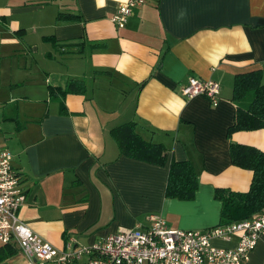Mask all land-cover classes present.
Here are the masks:
<instances>
[{
    "label": "crops",
    "instance_id": "crops-1",
    "mask_svg": "<svg viewBox=\"0 0 264 264\" xmlns=\"http://www.w3.org/2000/svg\"><path fill=\"white\" fill-rule=\"evenodd\" d=\"M125 1L0 0V64L22 50L41 52L53 71L47 87L45 69L37 79L9 76L24 89L2 117L0 149L11 154L25 192L19 218L59 250L70 240L80 249L122 228H145L152 213L175 229L221 225L216 190L245 192L252 180L232 164L229 144L264 152V129L229 134L235 75L264 71V0H148L117 27L111 18ZM189 77L216 81L217 104L184 97ZM70 82L74 92L62 95ZM41 101L52 103L33 110ZM125 123L162 159L121 153L111 131ZM173 162L193 168L190 198L166 195ZM237 240L211 243L233 248ZM26 263L15 240L0 242V264ZM242 264H264V235Z\"/></svg>",
    "mask_w": 264,
    "mask_h": 264
},
{
    "label": "built area",
    "instance_id": "built-area-1",
    "mask_svg": "<svg viewBox=\"0 0 264 264\" xmlns=\"http://www.w3.org/2000/svg\"><path fill=\"white\" fill-rule=\"evenodd\" d=\"M148 0H126L111 18L115 26H123L134 7ZM186 98L205 95L211 104L218 102L219 84L211 79L189 77L181 88ZM25 201V192L19 174L11 164V154L0 149V242L15 240L26 264L35 261H54L72 264L82 255H88L87 264H242L249 252L264 235V211L248 219L227 225H218L205 231L170 228L159 214H148L145 228H122L103 240L75 249L70 240L59 250L34 233L18 216ZM238 237L233 248L212 245L214 239Z\"/></svg>",
    "mask_w": 264,
    "mask_h": 264
},
{
    "label": "trees",
    "instance_id": "trees-1",
    "mask_svg": "<svg viewBox=\"0 0 264 264\" xmlns=\"http://www.w3.org/2000/svg\"><path fill=\"white\" fill-rule=\"evenodd\" d=\"M262 72V69H254L235 75L232 99L236 101V111L229 134L240 130L264 129ZM72 86V82L68 83L61 90L62 95L74 92ZM246 96L249 98L243 102ZM111 133L121 153L146 161L162 159L160 148L141 139L134 131V123L121 124L113 128ZM229 154L233 165L252 172V180L245 192L225 188L216 190V196L222 203L221 225L248 219L264 211V152L251 145L230 143ZM195 187V173L191 165L188 162H173L166 195L187 199L192 196Z\"/></svg>",
    "mask_w": 264,
    "mask_h": 264
},
{
    "label": "rangeland",
    "instance_id": "rangeland-1",
    "mask_svg": "<svg viewBox=\"0 0 264 264\" xmlns=\"http://www.w3.org/2000/svg\"><path fill=\"white\" fill-rule=\"evenodd\" d=\"M1 50L5 51V45L1 46ZM45 52V51H44ZM28 57L27 65L26 58ZM50 62L44 57V53L37 52L32 53L31 55H27V53L22 50L16 52L15 54L10 55L7 58H3L0 64V76L2 77V83L0 84V126L3 127L5 121L2 120V117L6 114L7 110L10 106V98L15 96L16 93L22 91L24 89L20 83H12L9 85L7 79L9 76H13V78H18L23 72L29 73L32 76H35L34 79H37L39 75L38 71L41 69H45V73H42V83L44 87H47L48 80L51 79V73L53 72L49 66ZM35 80H32L34 83ZM262 82H264V78H262ZM38 89H46V88H38ZM45 98L46 96L41 95L40 98ZM249 97L246 96L243 102ZM52 102L46 103L45 101H41L36 104H30L33 106V110L36 108H46L47 106L51 105ZM21 105V103H20ZM6 136V135H5Z\"/></svg>",
    "mask_w": 264,
    "mask_h": 264
},
{
    "label": "snow or ice",
    "instance_id": "snow-or-ice-1",
    "mask_svg": "<svg viewBox=\"0 0 264 264\" xmlns=\"http://www.w3.org/2000/svg\"><path fill=\"white\" fill-rule=\"evenodd\" d=\"M101 2H102V0H101Z\"/></svg>",
    "mask_w": 264,
    "mask_h": 264
}]
</instances>
